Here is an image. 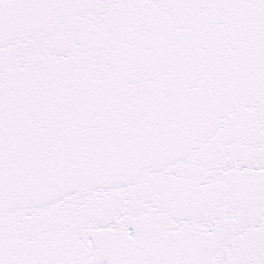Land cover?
<instances>
[{
  "label": "snow or ice",
  "instance_id": "1",
  "mask_svg": "<svg viewBox=\"0 0 264 264\" xmlns=\"http://www.w3.org/2000/svg\"><path fill=\"white\" fill-rule=\"evenodd\" d=\"M0 264H264V0H0Z\"/></svg>",
  "mask_w": 264,
  "mask_h": 264
}]
</instances>
